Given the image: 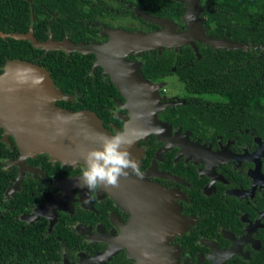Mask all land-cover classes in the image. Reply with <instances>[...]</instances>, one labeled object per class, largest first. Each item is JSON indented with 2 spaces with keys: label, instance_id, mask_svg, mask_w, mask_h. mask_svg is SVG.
<instances>
[{
  "label": "flooded vegetation",
  "instance_id": "af4514ba",
  "mask_svg": "<svg viewBox=\"0 0 264 264\" xmlns=\"http://www.w3.org/2000/svg\"><path fill=\"white\" fill-rule=\"evenodd\" d=\"M101 1L108 11H95L87 44L105 45L111 40L107 32L114 30L166 31L141 24L135 9L143 8L127 0ZM184 13L183 6L174 20L169 19L177 25L166 33L172 46L126 55L127 62L139 66L145 81L160 85L156 89L160 102L173 105L157 113L163 124L157 130L162 131L131 140L128 151L143 175L129 170L127 177H121L117 199L109 187L91 193L80 187L83 162L22 151L0 121V246L4 248L0 253L5 264H264V136L240 123L233 129L228 123L220 127L185 119L191 118L190 112L177 106L230 100L190 94L175 68L156 81L142 71L145 53L194 50L192 44H182L187 31L181 21ZM205 31L214 40L225 39ZM50 38L48 32L43 42ZM193 43L203 45L194 39ZM88 55L92 57L87 82L95 89L106 85L98 93L110 100L67 111L101 112L98 118L106 132L126 134L138 102L130 104L127 91L113 84L112 75L123 74L116 72L119 66L108 62L107 54L102 55L103 65H95V54ZM128 67L123 66L132 77ZM65 96L71 97L68 101L80 97ZM60 101L64 100H57L56 106L66 110L57 104ZM146 118L140 114L138 123H148ZM138 205L146 206L145 216L132 214L131 206Z\"/></svg>",
  "mask_w": 264,
  "mask_h": 264
},
{
  "label": "trees",
  "instance_id": "16d2710c",
  "mask_svg": "<svg viewBox=\"0 0 264 264\" xmlns=\"http://www.w3.org/2000/svg\"><path fill=\"white\" fill-rule=\"evenodd\" d=\"M127 1L143 8L148 15L168 20H174L175 13H181L184 6L176 0ZM198 3L204 9L201 18L210 19L202 22L209 35L249 45L250 50L213 49L203 42L196 47L193 43L194 50L183 47L180 53L166 50L159 54L145 53L142 71L156 81L172 74L175 68L174 74L190 94H210L230 100L203 106H177L178 110L190 112L191 118L185 119L220 127L228 123L233 129L244 124L249 131L264 136V0H198ZM96 10L108 11L101 0H0V73L10 60L31 62L48 72L62 94L80 95L74 101L57 103L66 110H76L89 102L106 104L110 99L100 95L98 88L101 91L107 86L97 85L95 89L87 82L92 57L88 54L93 53L47 51L36 48L29 40L12 37L31 31L36 41L42 43L49 32L52 41L61 42L67 37L74 44H87ZM128 12L134 16L131 10ZM138 20L147 27L155 25ZM236 97L243 101L235 103ZM95 115L101 116V112ZM1 258L2 252L0 264H5Z\"/></svg>",
  "mask_w": 264,
  "mask_h": 264
},
{
  "label": "water",
  "instance_id": "95a60500",
  "mask_svg": "<svg viewBox=\"0 0 264 264\" xmlns=\"http://www.w3.org/2000/svg\"><path fill=\"white\" fill-rule=\"evenodd\" d=\"M185 7L184 21L188 22V29L182 36V44H192L193 39L209 45L213 49H243L250 50L249 45H242L226 39L214 40L205 35V30L199 24L201 11L198 0H176ZM198 14L196 21L190 17ZM135 14L148 23L160 26L166 31L144 33L141 31L126 32L124 30H114L107 32L111 40L105 45L97 44H74L68 39L57 42L51 38L46 42H37L31 31L26 35H13L16 39L29 40L36 48L51 51L58 50L66 53L79 52L82 54L93 53L96 55L95 65H103L102 55L107 54L108 62H112V57L107 52L111 48H116L120 65H129L128 70L132 77L126 81L124 77L112 75L113 84L120 91H127L130 95H125L128 99H135L138 102L135 117L127 126L125 136L130 140H136L148 134L155 133L158 128H162L157 119V113L173 105V102L161 103L156 91L157 85L151 84L143 78L137 64L129 63L126 60L127 52L132 50L135 53L160 49L162 46L170 47L167 42V31L172 32L174 25L168 19H158L145 13L142 9H136ZM190 15V16H189ZM186 18V19H185ZM173 26V27H172ZM193 32V36H188ZM190 37V38H189ZM180 44V43H178ZM179 46V45H178ZM124 51L123 53L121 52ZM41 79L42 83L33 85L34 79ZM123 82L126 86H123ZM153 91V93L151 92ZM124 93V92H123ZM148 94V95H147ZM57 89L51 80L48 72L42 67L27 61L10 60L3 67L0 73V121L5 124L22 151L35 154H48L52 159L67 162H83V155L90 149L100 146L101 135L111 136L102 127L98 117L89 111L70 112L56 106L57 100H69ZM144 114L148 123H138L139 115ZM137 116V118H136ZM84 163V162H83ZM120 185L125 188V185ZM112 190V197L117 199L119 193L117 187L109 186ZM127 191V189L125 190ZM131 189L128 190V193ZM136 206V205H135ZM132 207L134 216H145V207L140 205Z\"/></svg>",
  "mask_w": 264,
  "mask_h": 264
},
{
  "label": "clouds",
  "instance_id": "9594fccd",
  "mask_svg": "<svg viewBox=\"0 0 264 264\" xmlns=\"http://www.w3.org/2000/svg\"><path fill=\"white\" fill-rule=\"evenodd\" d=\"M32 83L39 85L42 81L37 78ZM160 131L162 130H157ZM131 144L132 141L123 133L101 135L100 146L88 150L83 155L84 167L79 177L80 187L88 189V193L101 187H118L121 177H127L129 170L142 177L138 162L128 151Z\"/></svg>",
  "mask_w": 264,
  "mask_h": 264
},
{
  "label": "rangeland",
  "instance_id": "374dc122",
  "mask_svg": "<svg viewBox=\"0 0 264 264\" xmlns=\"http://www.w3.org/2000/svg\"><path fill=\"white\" fill-rule=\"evenodd\" d=\"M136 10V9H135ZM201 14V11L200 12H198V14ZM198 14L196 13V14H194V15H189L190 17H187V18H191V19H194V21H196V17L198 16ZM178 17H179V15H177ZM177 17V18H178ZM200 18V21H199V24L201 25V22H202V18L201 17H199ZM186 19V18H185ZM207 20H210L209 18H207ZM181 21H182V23H184L185 25H186V28L188 29V22L185 20L184 21V15L182 16V19H181ZM197 22V21H196ZM172 24H174V27H173V29L174 28H176V26L177 25H175V23H172ZM173 29H172V31H173ZM166 30H167V28H166ZM170 32H171V30H170ZM191 33V32H190ZM172 34V33H171ZM192 35H188V36H190V37H192L193 36V32L191 33ZM170 35V34H169ZM189 37V38H190ZM124 51H126L127 52V54H129L130 52H134V51H130L129 49L127 50H124ZM124 51H122L121 50V52L123 53ZM109 54H110V56L112 57V63L113 64H115V65H117L116 66V69L118 68V66H119V68L117 69V73H119L120 75H122V77H124V78H126L125 80H130V76L127 74L128 72L123 68V66L124 65H120V60H118V57L116 56L117 55V51H116V48H111V49H109ZM123 86H126V83L125 82H123ZM160 85L159 84H157V89H158V87H159ZM131 93V92H130ZM130 93H128L129 95H130ZM128 95V96H129ZM128 99H130V97L128 98ZM135 102H136V100L135 99H130V104H135ZM133 117H135V113L133 114L132 113V118ZM131 121V120H130ZM128 125H130V123L128 124Z\"/></svg>",
  "mask_w": 264,
  "mask_h": 264
}]
</instances>
